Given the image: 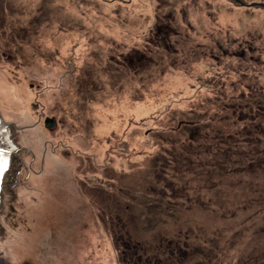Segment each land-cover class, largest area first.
<instances>
[{
  "label": "rangeland",
  "instance_id": "obj_1",
  "mask_svg": "<svg viewBox=\"0 0 264 264\" xmlns=\"http://www.w3.org/2000/svg\"><path fill=\"white\" fill-rule=\"evenodd\" d=\"M238 1L0 0L27 160L0 264H264V0Z\"/></svg>",
  "mask_w": 264,
  "mask_h": 264
},
{
  "label": "water",
  "instance_id": "obj_2",
  "mask_svg": "<svg viewBox=\"0 0 264 264\" xmlns=\"http://www.w3.org/2000/svg\"><path fill=\"white\" fill-rule=\"evenodd\" d=\"M234 1L239 3L238 0ZM6 126H9V124L0 106V215L11 172L24 158L25 163H27L25 148L6 139ZM45 126L53 127V120L45 119Z\"/></svg>",
  "mask_w": 264,
  "mask_h": 264
},
{
  "label": "trees",
  "instance_id": "obj_3",
  "mask_svg": "<svg viewBox=\"0 0 264 264\" xmlns=\"http://www.w3.org/2000/svg\"><path fill=\"white\" fill-rule=\"evenodd\" d=\"M163 29L166 30L165 27H163ZM163 29H162V28H159V27L156 29V30H157V32H156V33H157V36H158V38L161 39V40H164V39H165V34H162V32H164ZM164 33H165V32H164ZM163 37H164V39H163ZM255 104H256V103H255ZM263 104H264L263 101L260 102V103L257 102V105H258V106H256V108H257V110L259 111V114H260V113H264V112H263V110H264V105H263ZM140 121H142L141 118H140L139 122H140ZM263 150H264V149H263ZM178 252H179V251L175 252V250H174V251L172 250V251H171V254H172L173 256H176L177 254H179ZM160 253H162V251H161ZM161 255H162V254H161ZM165 256H169V255L166 254ZM164 258H165V257H162V256H161V258H158V257H156V256H150V259H148V257H146V258L143 257V258H140V259H141V260L144 259L143 261H145V260H150L151 262H153V261H158V260H161V259H164ZM134 259H135V258H134ZM137 259H138V258H137ZM137 259H135V261H133V263H137V261H136ZM166 260H167V259H166ZM145 262L148 263V261H145ZM149 263H150V262H149ZM167 264H169V263H167Z\"/></svg>",
  "mask_w": 264,
  "mask_h": 264
},
{
  "label": "bare ground",
  "instance_id": "obj_4",
  "mask_svg": "<svg viewBox=\"0 0 264 264\" xmlns=\"http://www.w3.org/2000/svg\"><path fill=\"white\" fill-rule=\"evenodd\" d=\"M8 124H9V122H8ZM9 126H10V124H9ZM9 126H6V129L9 127ZM35 155V154H34ZM31 186V185H30ZM33 186V185H32ZM9 211V210H8ZM11 213V212H10ZM46 215H47V213H46ZM36 216V215H35ZM45 215H42L41 217L43 218ZM45 219H46V217H44ZM79 218V217H78ZM45 219L44 220H42V222H41V224L43 223V221L45 222ZM21 220V219H20ZM79 219H77V217H76V220H75V223H76V221H78ZM11 222V221H10ZM19 222V221H18ZM27 222H28V220H27ZM12 223V222H11ZM38 223V222H37ZM53 223V222H52ZM74 224V223H73ZM15 225V224H14ZM35 225V224H34ZM46 225H47V222H46ZM75 225H77V224H75ZM26 226V225H25ZM37 226H38V224H37ZM15 227V226H14ZM74 228V227H73ZM16 229V228H15ZM34 228H32V230H33ZM40 229H41V227H40ZM44 229V228H43ZM22 230V229H21ZM38 230V229H37ZM46 230V229H45ZM81 230V229H80ZM16 232V231H15ZM33 232V231H32ZM58 233V232H57ZM59 234V233H58ZM74 234H76V233H74ZM56 236V235H55ZM45 237V236H44ZM35 239V238H34ZM26 241V240H25ZM38 241V240H37ZM41 241V240H40ZM47 241V240H46ZM40 244H42V242H40ZM41 246V245H40ZM37 250V249H36ZM60 259V258H59Z\"/></svg>",
  "mask_w": 264,
  "mask_h": 264
},
{
  "label": "flooded vegetation",
  "instance_id": "obj_5",
  "mask_svg": "<svg viewBox=\"0 0 264 264\" xmlns=\"http://www.w3.org/2000/svg\"><path fill=\"white\" fill-rule=\"evenodd\" d=\"M114 247H116V249H118L116 244H115V246H114ZM140 260H141V259H140ZM134 264H136V263H134ZM146 264H149V262H148V263L146 262Z\"/></svg>",
  "mask_w": 264,
  "mask_h": 264
}]
</instances>
